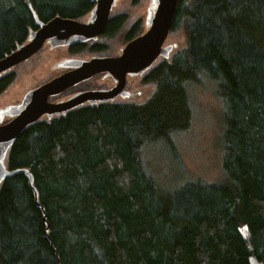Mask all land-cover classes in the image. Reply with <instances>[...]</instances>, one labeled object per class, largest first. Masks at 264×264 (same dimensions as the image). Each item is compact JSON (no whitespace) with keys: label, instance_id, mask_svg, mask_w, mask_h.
I'll return each mask as SVG.
<instances>
[{"label":"trees","instance_id":"16d2710c","mask_svg":"<svg viewBox=\"0 0 264 264\" xmlns=\"http://www.w3.org/2000/svg\"><path fill=\"white\" fill-rule=\"evenodd\" d=\"M94 4L0 0V59L38 28L31 6L47 22ZM124 23L112 16L104 42ZM183 29L186 44L143 76L144 101L79 107L19 135L7 164L31 171L44 211L25 174L3 181L0 264H264V0H180L170 34ZM140 32L139 21L127 40ZM102 42L71 50L105 52ZM202 77L224 103L220 176L164 183L144 152L178 155ZM13 80L0 77V95Z\"/></svg>","mask_w":264,"mask_h":264},{"label":"water","instance_id":"95a60500","mask_svg":"<svg viewBox=\"0 0 264 264\" xmlns=\"http://www.w3.org/2000/svg\"><path fill=\"white\" fill-rule=\"evenodd\" d=\"M180 0H153L145 19L144 31L121 47L117 56H94L90 60L73 62L74 67L67 73L32 89L23 95L19 107L12 112L13 118L0 123V185L9 177L25 174L29 180L37 205L44 211L38 201V190L34 176L28 168H8V154L19 135L30 125L38 122L44 114L51 118L54 114L66 113L83 103V101H107L117 92L89 91L63 103H50L49 96L58 94L91 76L106 72L119 81V87L125 84V78L141 76L148 71L160 57H169L174 44H167L173 28ZM93 10L85 20L56 16L47 22L42 21L36 12L33 14L38 26L31 29L27 40L15 50L0 59V77L13 70L18 64L35 55L44 45L51 48L70 46L97 40L108 24L110 13L119 0H94ZM129 95V92L127 93ZM46 219V218H45ZM49 227L47 228V231ZM252 264H260L256 257Z\"/></svg>","mask_w":264,"mask_h":264},{"label":"rangeland","instance_id":"374dc122","mask_svg":"<svg viewBox=\"0 0 264 264\" xmlns=\"http://www.w3.org/2000/svg\"><path fill=\"white\" fill-rule=\"evenodd\" d=\"M152 5L153 0H144L138 5L132 3L131 0H120L118 2L115 13L125 15L126 22L120 32L105 41H110L113 46L112 50L118 52V48L122 46L119 42H127V34L131 27L139 21H141L144 31L145 19L149 15L148 12ZM184 31L183 29L171 33L167 44H174V49L181 47L183 44L185 45L186 34ZM98 41L105 43L103 37ZM45 48L39 53L42 57L40 61L45 65L49 59L56 57L57 54L68 52L64 47L54 50H46ZM50 55L52 56L48 58ZM138 80L139 77L136 81ZM30 82L31 80L28 79L16 80L6 92L0 95V110H7L11 102L18 100L22 96L24 88L25 92L29 89L28 84ZM215 89V82L207 77H202V81L194 83L190 88L191 98L193 99V121L189 130L184 134L180 133L178 136L177 147L179 153L175 158L170 156L169 152L167 154L159 149V146L149 147L145 150V159L148 165L151 166L152 170H155L164 183L168 181L172 184L179 180L198 177L213 181L220 176L223 153L220 136L223 130L224 103L216 94ZM131 90L133 91V97L140 100V102L147 99L152 92L151 88L146 87L131 88Z\"/></svg>","mask_w":264,"mask_h":264},{"label":"flooded vegetation","instance_id":"af4514ba","mask_svg":"<svg viewBox=\"0 0 264 264\" xmlns=\"http://www.w3.org/2000/svg\"><path fill=\"white\" fill-rule=\"evenodd\" d=\"M120 32V31H119ZM101 38V35L97 40ZM128 41V40H127ZM122 46L126 42H119ZM75 45V44H74ZM71 46H62L68 50L66 53L57 54L56 57L49 59L46 62V65L43 64L40 59L42 58L39 53L42 51L45 47L46 50H54L58 49L51 48L49 45H44L35 55H33L31 58H29L26 61H23L22 63L18 64L13 69V84L16 80H23L28 79L31 80L30 84H28L29 89L26 90L24 88V92H22V96L18 98V100H14L9 104V108L7 110H0V123H6L9 120L13 118L12 112L14 113L15 110L19 107V104L21 103L23 99V95L27 93L28 91L38 88L41 85L53 80L54 78H57L68 71L72 70L74 67L71 65L75 61L79 60H90L94 56H117L120 53V49L122 46H118V52L113 51L109 53L105 52H96V53H89V52H74L71 50ZM52 55H50L48 58H50ZM144 76V75H143ZM143 76L139 77V80L136 81L137 77L130 78V76L125 78V84L122 86V88H116L119 84V81L115 80L111 75L107 74L106 72L98 73L90 78L83 80L71 87H68L64 91L49 96L48 101L50 103H63L70 100H73L76 98V96L86 93L89 91H109L111 92L117 89V92L113 95H111V98H109L107 101H98V102H90L88 100L83 101V103L79 104L78 107H85L88 105H99L101 103H119V102H127V101H134V102H140V100H136L135 97H133V91L131 88H141V87H147L146 83L143 80ZM140 91V90H138ZM129 92V95L127 94ZM20 96V95H19ZM143 101V100H141ZM74 108V109H76ZM71 109V110H74ZM71 110H68L66 113H60V114H54L52 116H60V115H67L68 112ZM52 118H49L48 114H44L40 120L47 119L51 120Z\"/></svg>","mask_w":264,"mask_h":264},{"label":"bare ground","instance_id":"6f19581e","mask_svg":"<svg viewBox=\"0 0 264 264\" xmlns=\"http://www.w3.org/2000/svg\"><path fill=\"white\" fill-rule=\"evenodd\" d=\"M120 1V0H119ZM118 4V3H117ZM94 7V6H93ZM93 7L91 8V10L86 14V15H84L83 17H81V18H79V19H77V20H85L86 18H88V15H89V13L93 10ZM116 8H117V5L116 6H114L113 7V9H112V11H111V13H110V16H109V20H110V18L112 17V16H115V15H123V14H121V13H118V14H116L115 13V10H116ZM33 9V7L31 6V10ZM34 10V9H33ZM33 10H32V13H33ZM35 11V10H34ZM36 12V11H35ZM37 14V13H36ZM34 15V14H33ZM123 17L125 18V22H126V17H125V15H123ZM35 18V17H34ZM74 19H76V18H74ZM109 20H108V22H109ZM140 23H141V21H140ZM124 25H125V23L123 24V26L117 31V32H119V31H121L123 28H124ZM142 32H140L139 34H141ZM102 42V41H101ZM103 43V42H102ZM104 45H105V47H106V51H105V53H109V52H113L114 50H112V48H113V46H112V44L110 43V41H107L106 42V44L104 43ZM175 50V49H174ZM173 50V51H174ZM173 51L171 52V54L173 53ZM89 53H92V52H89ZM94 53H96V52H94ZM101 53V52H100ZM171 54H170V56H169V58L171 57ZM119 84H120V82H119ZM119 84L117 85V87L116 88H118L119 87ZM216 90V89H215ZM50 118V117H49ZM52 118V117H51ZM9 168V167H8ZM12 170V169H11Z\"/></svg>","mask_w":264,"mask_h":264}]
</instances>
